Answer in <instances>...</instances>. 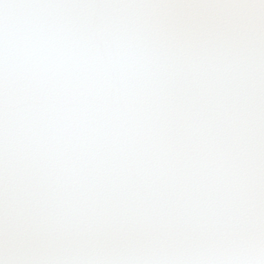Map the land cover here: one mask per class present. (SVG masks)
Listing matches in <instances>:
<instances>
[{
  "label": "snow or ice",
  "instance_id": "obj_1",
  "mask_svg": "<svg viewBox=\"0 0 264 264\" xmlns=\"http://www.w3.org/2000/svg\"><path fill=\"white\" fill-rule=\"evenodd\" d=\"M0 264H264V0H0Z\"/></svg>",
  "mask_w": 264,
  "mask_h": 264
}]
</instances>
